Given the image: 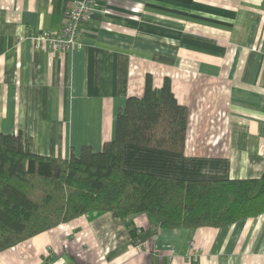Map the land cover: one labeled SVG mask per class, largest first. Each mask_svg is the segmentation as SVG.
Listing matches in <instances>:
<instances>
[{
    "label": "crops",
    "instance_id": "1",
    "mask_svg": "<svg viewBox=\"0 0 264 264\" xmlns=\"http://www.w3.org/2000/svg\"><path fill=\"white\" fill-rule=\"evenodd\" d=\"M78 0H0V132L68 159L114 139L116 116L145 79L170 78L188 109L181 154L126 145L124 167L178 178L264 171V0H96L81 41L55 54ZM145 214L89 211L0 252V264H264V214L223 228H157ZM131 228H140L133 244ZM200 250L189 256L188 243ZM157 242L158 248L152 245Z\"/></svg>",
    "mask_w": 264,
    "mask_h": 264
},
{
    "label": "trees",
    "instance_id": "2",
    "mask_svg": "<svg viewBox=\"0 0 264 264\" xmlns=\"http://www.w3.org/2000/svg\"><path fill=\"white\" fill-rule=\"evenodd\" d=\"M188 109L170 78L145 79L116 116L115 137L100 151L80 148L68 159L33 153L22 134L0 132V252L89 211L145 214L157 228H223L264 214L259 178L182 180L124 167L126 145L181 154ZM133 244L138 235L131 230Z\"/></svg>",
    "mask_w": 264,
    "mask_h": 264
},
{
    "label": "built area",
    "instance_id": "3",
    "mask_svg": "<svg viewBox=\"0 0 264 264\" xmlns=\"http://www.w3.org/2000/svg\"><path fill=\"white\" fill-rule=\"evenodd\" d=\"M96 11V0H78L74 2L65 14L64 27L60 32H45L39 37L42 44L47 45L55 54H60L71 50L81 41L82 27L91 18ZM132 229V228H131ZM138 237L139 245L141 243L140 236L143 232L140 228H134ZM157 227H151L149 233L153 240L156 235ZM152 248H158L157 242H154ZM189 256L196 258L199 255L198 249L194 241L188 243Z\"/></svg>",
    "mask_w": 264,
    "mask_h": 264
}]
</instances>
